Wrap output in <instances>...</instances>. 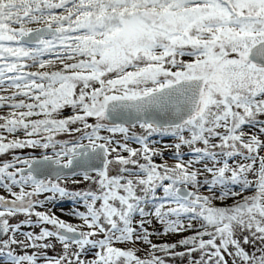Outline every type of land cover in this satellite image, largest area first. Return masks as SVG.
I'll list each match as a JSON object with an SVG mask.
<instances>
[{
  "label": "snow or ice",
  "instance_id": "1",
  "mask_svg": "<svg viewBox=\"0 0 264 264\" xmlns=\"http://www.w3.org/2000/svg\"><path fill=\"white\" fill-rule=\"evenodd\" d=\"M0 264H264V0H0Z\"/></svg>",
  "mask_w": 264,
  "mask_h": 264
},
{
  "label": "rangeland",
  "instance_id": "2",
  "mask_svg": "<svg viewBox=\"0 0 264 264\" xmlns=\"http://www.w3.org/2000/svg\"><path fill=\"white\" fill-rule=\"evenodd\" d=\"M68 207H69V205L65 204L64 205V210L67 211ZM57 215H61L59 210H57ZM61 218H65V217L61 216Z\"/></svg>",
  "mask_w": 264,
  "mask_h": 264
}]
</instances>
